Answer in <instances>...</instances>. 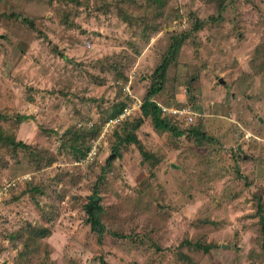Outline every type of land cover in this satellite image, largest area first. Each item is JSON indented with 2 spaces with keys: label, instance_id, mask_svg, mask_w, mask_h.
<instances>
[{
  "label": "rangeland",
  "instance_id": "374dc122",
  "mask_svg": "<svg viewBox=\"0 0 264 264\" xmlns=\"http://www.w3.org/2000/svg\"><path fill=\"white\" fill-rule=\"evenodd\" d=\"M183 33L154 102L210 142L133 129ZM0 136V264H264V0H0Z\"/></svg>",
  "mask_w": 264,
  "mask_h": 264
},
{
  "label": "trees",
  "instance_id": "16d2710c",
  "mask_svg": "<svg viewBox=\"0 0 264 264\" xmlns=\"http://www.w3.org/2000/svg\"><path fill=\"white\" fill-rule=\"evenodd\" d=\"M204 23L200 20H195L193 30L194 31H199L203 28ZM188 34H179L175 37L172 38V42L169 47V51L167 53V58H164L161 61V64L155 69L153 73V83L150 86V88L146 91L144 97H143V102L141 107L138 109L141 113L140 120H138L135 125L133 126L134 130H137L140 125L142 124L143 118L144 119H149L151 126L155 132L158 133H165L169 132L172 135L176 137H181L183 135H188L190 134L191 136H198L200 137L203 142H210L212 139L208 138V136H205L204 133H201L197 129H184L180 130L177 128L176 123L180 122H174L172 121L171 118L168 117V115H165L164 113L161 112L160 108L157 106V104L154 102V98L162 91L164 82L166 79V72L168 67L170 66V60L169 58H172L173 60L175 59V56L178 54L180 51L182 45L184 42L187 40ZM64 58V57H63ZM66 60V58H64ZM124 101L118 102L117 106L113 108L111 112H109V116L107 117V120L111 118L117 117L119 114L122 113L123 109L125 108L124 106ZM106 120V121H107ZM127 122V121H126ZM125 121L120 125L121 127L126 123ZM192 125V124H191ZM91 133L90 137H95L97 134V130H94ZM0 140L6 141L7 145L11 146L12 148L15 147H22L25 148L27 147L25 144L22 142L15 143L14 141L10 140L9 138L1 139ZM80 140V135L78 133L75 134V142ZM118 141L122 144H130V143H135L138 145L139 149L142 150V147L139 143L138 138H136V135L133 134L131 136H126L124 139H121L118 137ZM80 145H83V142H81ZM84 147V146H82ZM76 148H72L73 152L77 154L76 158H81L85 155L86 151L88 150V147H84V150L82 151ZM117 150V149H116ZM116 150H113V153L118 155V152ZM143 154V159L142 161L147 163L149 161H154L156 158L154 157L153 154H149L148 152L142 151ZM158 161L154 162L157 163ZM263 203L261 197L258 198L257 201V207H256V213L257 216L259 217V222L261 225V231L263 235V241H262V251L264 253V217H263ZM103 208L101 206V196L99 195V190L98 187L95 186L93 188L92 194L87 198L86 203L83 206V212L86 215V222L89 224L91 231L96 233L98 235V242H101V236L103 233V225L99 219V215L102 213Z\"/></svg>",
  "mask_w": 264,
  "mask_h": 264
},
{
  "label": "built area",
  "instance_id": "2783aa9c",
  "mask_svg": "<svg viewBox=\"0 0 264 264\" xmlns=\"http://www.w3.org/2000/svg\"><path fill=\"white\" fill-rule=\"evenodd\" d=\"M129 106V105H128ZM126 106L122 113L119 114L115 118H111L105 122V127L103 128V131L106 132L109 128H114L118 123L119 125L124 122L127 116L126 113L130 111V107ZM141 106V103L139 101L135 102L133 104V108L139 109ZM158 106V105H157ZM162 113L165 115H168L169 118L174 120V122H184L186 125H191L194 122V118L191 112L187 111L186 109H180V108H166L161 105L158 106ZM129 115V113H128ZM124 116V117H123ZM125 118V119H124ZM124 119V120H123ZM123 121V122H122ZM96 149L93 148V151L90 153V156L95 154Z\"/></svg>",
  "mask_w": 264,
  "mask_h": 264
}]
</instances>
